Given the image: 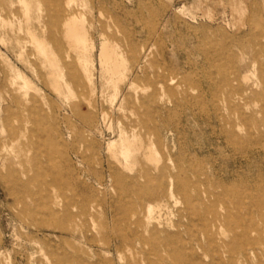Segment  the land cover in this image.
Here are the masks:
<instances>
[{"label": "rangeland", "instance_id": "rangeland-1", "mask_svg": "<svg viewBox=\"0 0 264 264\" xmlns=\"http://www.w3.org/2000/svg\"><path fill=\"white\" fill-rule=\"evenodd\" d=\"M25 1L0 0V264H264V0Z\"/></svg>", "mask_w": 264, "mask_h": 264}, {"label": "bare ground", "instance_id": "bare-ground-1", "mask_svg": "<svg viewBox=\"0 0 264 264\" xmlns=\"http://www.w3.org/2000/svg\"><path fill=\"white\" fill-rule=\"evenodd\" d=\"M24 2H26V1L24 0ZM81 22L84 23L83 20ZM83 25H81V27L79 28V24L77 23L76 19H72V21L68 22V29H67L68 36L71 38V41H72L73 45L78 46V47L80 45H84L85 44V35H84ZM39 44H40L42 50L45 52L46 49H45L43 43H39ZM102 59H103V62L105 64H109L110 65L109 66V71H111L112 73H116L117 71H120L119 69H120V67L122 65L121 62L115 56L114 51L111 48H109L106 44H103V47H102ZM50 65L52 67H54L55 66L54 61H50ZM112 145H113V143H112ZM149 211H150V214H151L150 218L152 219L153 218L152 212L155 211V207H151L149 209Z\"/></svg>", "mask_w": 264, "mask_h": 264}]
</instances>
